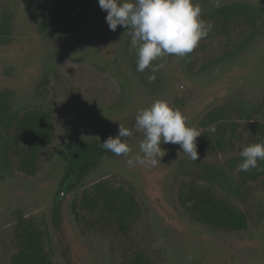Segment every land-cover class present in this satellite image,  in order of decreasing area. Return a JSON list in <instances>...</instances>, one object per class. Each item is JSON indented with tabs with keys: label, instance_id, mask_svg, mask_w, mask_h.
I'll list each match as a JSON object with an SVG mask.
<instances>
[{
	"label": "rangeland",
	"instance_id": "1",
	"mask_svg": "<svg viewBox=\"0 0 264 264\" xmlns=\"http://www.w3.org/2000/svg\"><path fill=\"white\" fill-rule=\"evenodd\" d=\"M193 3L208 35L137 72L98 0H0V264H264V164L238 167L264 143V0ZM158 100L200 131L198 159L167 143L129 167ZM119 124L127 156L95 146Z\"/></svg>",
	"mask_w": 264,
	"mask_h": 264
},
{
	"label": "clouds",
	"instance_id": "2",
	"mask_svg": "<svg viewBox=\"0 0 264 264\" xmlns=\"http://www.w3.org/2000/svg\"><path fill=\"white\" fill-rule=\"evenodd\" d=\"M98 4L107 12L105 21L111 31L115 32L119 25L129 32L131 46L136 49L137 72L150 67L153 72L157 71L160 66L152 62L165 55L183 58L192 53L213 27L201 19V9L193 0H98ZM154 79V76L149 77L150 81ZM135 128L144 136L140 144L143 156L129 158V167L137 163L155 166L165 155L161 145L167 143L178 144L183 154L197 161L196 138L201 136L200 131L187 127L182 113L166 101H154L150 107L140 110ZM132 135L119 124L118 135L107 138L101 147L116 156H127L131 149L121 138ZM240 156V171L259 170L258 162L264 161V143L245 146Z\"/></svg>",
	"mask_w": 264,
	"mask_h": 264
},
{
	"label": "trees",
	"instance_id": "3",
	"mask_svg": "<svg viewBox=\"0 0 264 264\" xmlns=\"http://www.w3.org/2000/svg\"><path fill=\"white\" fill-rule=\"evenodd\" d=\"M97 148L101 147V144H96L95 145ZM264 164V161H259L258 162V166L259 168ZM75 166L76 165H71V167L67 170L66 172V175L61 183V189H69L71 187V181H72V178L73 176L76 174V171H75ZM84 168V165L81 166V171L83 170ZM258 170L254 169L248 173H245V172H242L241 175H242V179L245 181L246 179H255L256 176L254 175L255 173H258L257 172ZM262 172H260L259 174H261ZM263 174V173H262ZM60 213H59V205L58 203L54 206V209H53V223L58 227V223H59V220H60ZM71 264H73L71 262ZM75 264V263H74Z\"/></svg>",
	"mask_w": 264,
	"mask_h": 264
}]
</instances>
